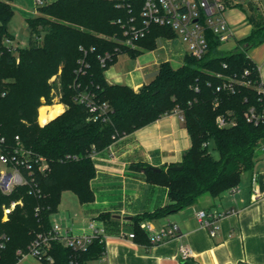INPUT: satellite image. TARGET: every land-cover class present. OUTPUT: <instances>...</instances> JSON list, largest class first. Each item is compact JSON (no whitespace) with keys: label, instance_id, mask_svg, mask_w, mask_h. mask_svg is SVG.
Segmentation results:
<instances>
[{"label":"trees","instance_id":"1","mask_svg":"<svg viewBox=\"0 0 264 264\" xmlns=\"http://www.w3.org/2000/svg\"><path fill=\"white\" fill-rule=\"evenodd\" d=\"M239 2L243 6L244 2ZM143 0H52L39 5V13L27 19L30 40L27 46L9 45L13 38L9 22L14 15L12 0H0V134L8 143L16 135L49 161L47 174L36 175L39 192L19 186L11 194L0 192V229L9 240L3 251L4 264H14L16 251L26 250L38 232L52 227V216L59 209L62 193L73 191L80 202L94 199L91 180L96 175L92 152L108 148L119 137L180 111L191 137V146L181 161L154 170L148 162L137 164L148 182L168 189L169 202L153 212L134 216L135 238L149 241L141 228L144 218L168 215L194 204L203 194L220 196L237 190L242 173L253 169L257 146L264 138V123L248 122L245 111L261 104L255 89L260 82L256 62L249 49L264 41V12L249 15L252 32L238 40L234 49H225L219 37L208 33L209 47L202 57L186 54L184 63L174 67L163 61L154 76L138 90L127 84L111 83L106 69L119 53L137 57L158 46L162 36H173L169 28L153 26L150 33L126 45L125 28L130 17L140 15ZM253 7V6H250ZM252 9L255 10L253 7ZM255 12V11H254ZM120 20V21H119ZM110 54L106 64L101 57ZM249 69L253 85H238L235 92L217 90L229 77H243ZM56 76L52 81V77ZM89 93L97 102H107L109 115L89 119L90 111L78 96ZM58 102L63 112L44 125L38 122V109ZM219 114L235 118V125L220 127ZM211 142L219 156L210 149ZM182 165V169L173 166ZM22 199L2 221L4 203ZM106 220L110 212L98 216ZM106 252L101 236L87 250L75 251L53 240L48 264H98Z\"/></svg>","mask_w":264,"mask_h":264},{"label":"crops","instance_id":"2","mask_svg":"<svg viewBox=\"0 0 264 264\" xmlns=\"http://www.w3.org/2000/svg\"><path fill=\"white\" fill-rule=\"evenodd\" d=\"M13 1L14 10L15 8L22 10L26 23L28 18L39 13L36 0L31 1L33 12L23 8L21 2L17 3L15 0L16 2L13 3ZM251 2L255 10L250 7ZM262 5L261 0H246L242 7L235 5L229 8L230 12L226 13V17L234 29L235 43L225 49H234L238 40L252 32L253 23L249 15L259 11L264 12ZM237 10L242 12L235 13ZM159 40L162 39L159 38ZM175 45L161 46L164 53L155 56L151 62L142 63L139 59L141 54L137 57L129 55L131 62L124 65L125 72L116 68L119 61L118 54L116 60L106 69V77L111 83L127 84L138 90L152 79L163 61H169L172 64L175 56L184 62L187 54L186 47L177 49ZM263 45L264 41L253 47L248 54L258 64L260 75L264 79V51L261 48ZM61 104L63 105L61 112H63L65 105ZM190 146L191 137L180 111L163 115L119 137L108 148L97 152L94 159L96 175L91 180L94 199L82 203L73 192L80 202L81 214L75 212L73 217L69 208L61 210V199L59 209L53 214L52 221L58 222L64 230L72 234H74L73 231L86 234L93 232L91 226L94 223L93 219L100 220L97 226L94 224L104 229L106 252L99 259L100 264H190L189 260L184 261L181 258L180 248L183 245L191 247L193 250L191 260L198 264H238L240 262L264 264V196L255 199L251 190L252 175L258 172V185L264 192V168L259 166L264 159L260 153L257 155L253 169L249 170L250 182L243 184L240 181L237 190H226L217 197L206 193L201 195L194 204L178 211L155 218H144L140 221V226L143 222H150L156 230L167 223L175 222L179 226L176 236L152 243L150 232L143 228L149 241L136 239L135 236L130 237V233H135L134 216L153 212L169 202L168 189L148 182L145 172L137 164L148 162L152 166L160 167L164 164L179 162ZM199 210L223 213L218 221L219 229L215 235H211L209 228L197 218L196 213ZM103 212H110L111 218L100 219L98 216Z\"/></svg>","mask_w":264,"mask_h":264},{"label":"built area","instance_id":"3","mask_svg":"<svg viewBox=\"0 0 264 264\" xmlns=\"http://www.w3.org/2000/svg\"><path fill=\"white\" fill-rule=\"evenodd\" d=\"M241 1L243 0H143L140 15L138 17H130L127 22L123 42L132 48L137 47V41L146 37L150 33L151 28L157 25L169 28L174 33L173 36L160 37L165 41L161 45L162 47L180 40L186 44L187 54L202 57L209 47V32L216 34L222 45L234 38L235 32L226 17V11ZM36 2L41 5L44 0H36ZM5 42L9 45H14L11 38H6ZM109 57V53L101 57L102 65L106 64ZM257 70L260 82L255 85V89L261 96V104L253 105L245 111L247 121L256 125L264 123V79L260 75L258 64ZM249 73V69H246L243 77H229L222 86L217 87V90L223 88L235 92L238 85H253L251 79L244 77L249 75ZM55 78L56 76H53L52 81ZM58 99L59 95H56L55 100ZM78 100L87 104L90 111L89 119L98 120L108 117L110 108L107 102H97L92 99L89 93L80 94ZM216 122L220 127H225L235 125L237 121L235 118L228 117L225 114H219ZM45 123L40 122L41 125ZM257 151L263 155L264 159V138L259 142ZM96 155V151L91 153L93 159L96 158ZM49 169L50 164L46 156L27 147L19 135L15 136L12 143H8L5 137L0 134L1 193L9 195L17 187L28 185H32L30 192L37 193L40 189L35 184L36 175L47 174ZM258 184L259 173L254 172L251 178V190L255 199L264 196V192L260 190ZM18 204H23L22 199L12 200L10 204L4 203L2 205L3 215L1 220L3 222L9 220L11 212ZM196 214L199 221L209 228L210 234L215 235L219 229L218 221L223 213H209L205 210H199ZM91 226L93 227L92 233L74 235L68 230H64L58 222L52 221L51 229L38 232L26 250L18 249L16 251L17 260L14 264H27L25 260L29 257H33L45 264L53 261V256L50 253L53 240H59L64 245L78 252L87 250L94 238L101 236L104 239V229L96 227L94 223ZM141 227L150 232L152 243H158L164 239L176 236L179 232V226L175 222L167 223L159 230L154 229L150 222H143ZM134 236L135 233H130V237ZM8 240L7 232L0 229V264H4L3 251ZM180 252L184 261L191 260L193 257V250L187 245L181 246ZM70 264H78V262L72 259ZM238 264L248 263L240 262Z\"/></svg>","mask_w":264,"mask_h":264},{"label":"rangeland","instance_id":"4","mask_svg":"<svg viewBox=\"0 0 264 264\" xmlns=\"http://www.w3.org/2000/svg\"><path fill=\"white\" fill-rule=\"evenodd\" d=\"M31 1L32 0H17V3L21 2V6L23 8H27L30 10V12H33L34 11V8L32 7V4H31ZM52 0H44V2H50ZM16 2L15 0L13 1V3ZM254 2V1H253ZM253 2L250 3V6L253 5ZM262 2V6L261 8L264 10V0H261ZM23 3V4H22ZM16 5V4H15ZM39 5V4H38ZM230 9H228L226 11V13L230 12L229 11ZM242 11H239L237 10V12L235 13H239ZM9 31L10 33L14 36V39H13V43L15 46H27L29 44V40H30V32L27 28V23H26V18H25V15L22 13V10H20V8H15L14 10V15L13 17L11 18L10 22H9ZM165 41L164 40H159L158 42V47L156 49H152V50H145L141 53V55L139 56V59L142 63H146V62H151L152 60H154V57L155 56H158L160 54H163L164 51L163 49H161V45L164 44ZM166 43H170V42H166ZM235 43V38H231L229 41L223 43V47L224 48H228L230 47L232 44ZM170 44H176L175 46L177 47V49H183L186 47V44L184 42H181L180 40H177L175 42H171ZM175 47V48H176ZM253 48V47H252ZM252 48L249 49V51L251 52ZM264 51V45L261 47ZM118 63L116 65V68H119L121 70V72H125L126 69L124 67V65L126 63H129L131 62V57L129 56L128 53L126 52H121L119 53V56H118ZM184 62L183 60L181 59H178L177 57H173V60H172V65L174 67H178L180 65H182ZM152 69H154V67H151ZM56 103H60L58 102V100H54V103L52 104H44V105H54ZM43 106V105H42ZM63 108V105L61 106ZM40 108V107H39ZM57 116V115H56ZM38 117H39V109H38ZM54 118V117H53ZM38 122L40 124V120L38 118ZM43 123V122H41ZM45 123V122H44ZM214 142H211L210 144V149H211V152L212 154L215 156V157H218L219 156V153L217 151V149H215L214 147ZM259 166H262L264 168V162L260 163ZM250 175H251V172L249 170H246L242 173V176H241V182L243 184H246V182H250ZM62 204L60 206V209L62 210H68V208L70 209V212L72 214V216L74 217V213H79L81 214V209H80V202L78 201L76 195L73 193V191H70V190H66L62 193ZM94 224L97 226V224L100 222V220H98L97 218L96 219H93ZM74 234H83V232H76V231H73ZM100 261L101 260H97V263L100 264ZM25 262L27 264H45V263H42L41 261L33 258V257H29L25 260Z\"/></svg>","mask_w":264,"mask_h":264},{"label":"bare ground","instance_id":"5","mask_svg":"<svg viewBox=\"0 0 264 264\" xmlns=\"http://www.w3.org/2000/svg\"><path fill=\"white\" fill-rule=\"evenodd\" d=\"M62 104L61 103H56L54 105H43L40 106L39 108V120L41 122H46L49 119L55 117L62 111Z\"/></svg>","mask_w":264,"mask_h":264},{"label":"water","instance_id":"6","mask_svg":"<svg viewBox=\"0 0 264 264\" xmlns=\"http://www.w3.org/2000/svg\"><path fill=\"white\" fill-rule=\"evenodd\" d=\"M182 165H175V166H173V168L174 169H182ZM152 168L154 169V170H157V171H159L160 170V168L159 167H155V166H152ZM118 217H120V215H117ZM128 218H131V216H127ZM189 263L190 264H198L197 262H195V261H192V260H189Z\"/></svg>","mask_w":264,"mask_h":264}]
</instances>
